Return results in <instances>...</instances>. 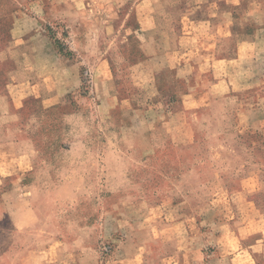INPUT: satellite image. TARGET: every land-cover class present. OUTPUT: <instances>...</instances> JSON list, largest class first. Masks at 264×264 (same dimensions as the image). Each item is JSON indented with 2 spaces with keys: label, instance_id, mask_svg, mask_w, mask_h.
<instances>
[{
  "label": "rangeland",
  "instance_id": "obj_1",
  "mask_svg": "<svg viewBox=\"0 0 264 264\" xmlns=\"http://www.w3.org/2000/svg\"><path fill=\"white\" fill-rule=\"evenodd\" d=\"M58 1L42 0L46 12L38 20L30 11L35 3L20 7L6 0L7 13L0 19V53L21 36L11 31L18 17L28 33L43 32L62 65H77L81 79L79 90L49 110H43L36 93L16 88L26 96L22 106L12 103L10 114L0 119V130L14 137L17 153L29 155L33 165L28 179L1 181L0 188L19 195L23 182L40 186L37 214L39 225L47 228L45 237L98 248L103 264V232H125L129 224L121 205L124 198L136 195L151 205L169 207L199 182L225 189L234 202L255 201L264 212V122L239 124L209 137V110L202 95L210 75L187 64L184 70L194 76L175 82L164 74L154 96V88L141 91L131 67L143 58V49L127 17L130 6L118 14L125 23L117 30L115 15L87 2V14L82 11L80 20L87 18L90 25L78 35L88 33L92 43L75 48L70 17L54 12L68 0ZM9 69L0 57V95L8 92ZM103 79L115 82L114 105L103 103ZM185 95L190 96L185 100ZM256 109L264 116L263 94H257ZM142 119L154 121L153 128L137 125ZM118 182L123 187H115ZM113 210L121 214L120 230ZM33 242L30 233L0 232V264H41Z\"/></svg>",
  "mask_w": 264,
  "mask_h": 264
},
{
  "label": "crops",
  "instance_id": "obj_2",
  "mask_svg": "<svg viewBox=\"0 0 264 264\" xmlns=\"http://www.w3.org/2000/svg\"><path fill=\"white\" fill-rule=\"evenodd\" d=\"M27 1L35 3L30 11L43 20L42 0H14L19 6ZM87 2L115 15L117 30L125 23L118 14L130 6L127 17L143 49V58L131 67L139 90L154 88V96L164 74L175 82L187 80L194 76L184 70L190 64L211 76L202 95L209 110V137L239 124L264 122L255 111L257 94L264 96V0H68L54 12L70 17L75 48L92 43L88 33L78 35L90 25L87 18L80 20L82 11L87 14ZM6 7V0H0V19ZM15 20L11 31L21 36L0 53L1 61L10 64L5 73L8 92L0 95V119L10 114L12 103L22 106L26 96L16 88L33 91L43 110H49L81 87L78 66L62 65L42 31L28 33L26 23ZM103 88V103L113 104L115 82L103 79ZM136 123L148 129L155 124L143 119ZM32 172L29 155L17 153L14 137L0 130V186L1 181L28 179ZM19 186V195L0 188V232L34 236L33 250L41 264H102L98 248L45 237L47 228L39 225L37 214L43 191L34 181ZM114 186L123 187L122 182ZM213 188L199 182L169 207L151 205L136 195L124 198L121 205L129 224L125 232H103V264H264L261 207L250 200L234 202L225 189ZM113 212L120 230L121 214Z\"/></svg>",
  "mask_w": 264,
  "mask_h": 264
},
{
  "label": "trees",
  "instance_id": "obj_3",
  "mask_svg": "<svg viewBox=\"0 0 264 264\" xmlns=\"http://www.w3.org/2000/svg\"><path fill=\"white\" fill-rule=\"evenodd\" d=\"M158 91H159V88H158Z\"/></svg>",
  "mask_w": 264,
  "mask_h": 264
}]
</instances>
